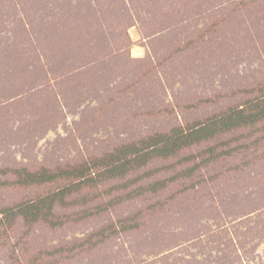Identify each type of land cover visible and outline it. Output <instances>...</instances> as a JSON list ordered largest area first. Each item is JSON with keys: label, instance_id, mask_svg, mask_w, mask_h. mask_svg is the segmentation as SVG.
<instances>
[{"label": "rangeland", "instance_id": "374dc122", "mask_svg": "<svg viewBox=\"0 0 264 264\" xmlns=\"http://www.w3.org/2000/svg\"><path fill=\"white\" fill-rule=\"evenodd\" d=\"M263 95L264 0H0V211L80 185L0 215V264H264V120L104 173Z\"/></svg>", "mask_w": 264, "mask_h": 264}, {"label": "trees", "instance_id": "16d2710c", "mask_svg": "<svg viewBox=\"0 0 264 264\" xmlns=\"http://www.w3.org/2000/svg\"><path fill=\"white\" fill-rule=\"evenodd\" d=\"M258 104L247 103L245 108H235L227 112L214 116L205 122L195 123L188 128H178L171 131L170 134L154 135L138 143L130 144L121 148L120 152L111 155L108 160L111 164L106 168L104 173L109 175V178L122 177L125 173L141 168L148 164L154 158H169L176 156L183 149L188 148L194 144L202 143L208 139L214 138L219 134L232 131L236 128L243 126H251L264 120V95ZM253 104V105H252ZM103 161V162H104ZM102 162V163H103ZM73 173L82 176L78 170ZM72 172L59 171V174H48L46 172L27 175L25 184L29 183H44L52 181L55 177H63L64 175H73ZM86 178L91 182V179ZM164 186V182L150 184L147 188L141 187L139 190L134 191L135 194L140 195L146 190L155 192ZM78 188V189H76ZM79 190L80 185L75 184L66 189H62L51 196H44L38 198L36 202L28 204H20L15 208H4L0 211L5 220L11 224V218L18 216L22 217L24 221L31 225L36 221L43 220L50 222L53 226L57 222H52V208L54 203L62 202L64 197L71 194L74 190Z\"/></svg>", "mask_w": 264, "mask_h": 264}]
</instances>
